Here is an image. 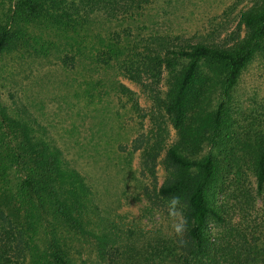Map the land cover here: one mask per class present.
<instances>
[{"label": "trees", "instance_id": "trees-1", "mask_svg": "<svg viewBox=\"0 0 264 264\" xmlns=\"http://www.w3.org/2000/svg\"><path fill=\"white\" fill-rule=\"evenodd\" d=\"M152 2L0 0V57L48 58L61 51L62 36L70 51L61 63L83 69L88 78L78 84H86L87 99L102 83L93 82L95 71L117 70L138 84L152 103L147 112L124 83L110 80L107 94L134 112L141 127L150 121L128 152L141 153L152 177L162 159L167 177L158 194L181 208V230L121 235L101 217L90 185L45 127L16 96L8 103L0 94V264H264V217L253 215L264 210V125L245 140L242 157L256 180L254 194L240 183L230 105L247 64L264 60V0H250L221 42L119 30ZM230 181L241 195L234 216L225 202Z\"/></svg>", "mask_w": 264, "mask_h": 264}, {"label": "rangeland", "instance_id": "rangeland-1", "mask_svg": "<svg viewBox=\"0 0 264 264\" xmlns=\"http://www.w3.org/2000/svg\"><path fill=\"white\" fill-rule=\"evenodd\" d=\"M249 4L250 0H153L134 20L124 21L119 30L129 29L132 34L144 36L179 34L221 42L235 30L240 10ZM59 37L61 51L48 58L17 63L12 55L0 57L1 98L9 103L13 94L45 127L66 159L90 185L101 217L120 234L123 231L121 235L142 239L144 235L181 230V208L158 194L167 177L162 159L152 177L143 168L141 153L128 152L138 132L148 130L151 123L145 119L141 127V119L134 112L120 108L117 97L111 92L107 94L109 81L114 79L135 91L142 112L151 108L149 97L138 84L110 69L95 71L93 82L102 83L92 92L91 99H87L83 92L86 84L78 83L88 76L82 79L81 67L73 71L61 63L70 46ZM169 80L166 70L161 83L164 92ZM98 90L102 98L95 96ZM230 105L235 134L232 144L241 162L245 140L264 125V60L260 56L253 58L242 71L232 90ZM176 139L175 130L170 128L169 141L173 143ZM120 145L125 151H121ZM244 162H241L244 172L240 183L255 194V177ZM238 185L236 181L232 185L231 181L228 183L227 194L231 198L225 202L232 216L239 210ZM258 198L257 205L261 206ZM253 215L264 217V210L260 208ZM211 226L214 231L219 229L214 223Z\"/></svg>", "mask_w": 264, "mask_h": 264}]
</instances>
